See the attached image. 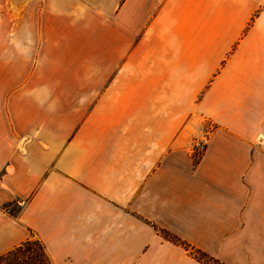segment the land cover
Instances as JSON below:
<instances>
[{
    "label": "crops",
    "instance_id": "0c3cea01",
    "mask_svg": "<svg viewBox=\"0 0 264 264\" xmlns=\"http://www.w3.org/2000/svg\"><path fill=\"white\" fill-rule=\"evenodd\" d=\"M2 56L0 255L138 264L163 215L264 258V0H0Z\"/></svg>",
    "mask_w": 264,
    "mask_h": 264
},
{
    "label": "rangeland",
    "instance_id": "374dc122",
    "mask_svg": "<svg viewBox=\"0 0 264 264\" xmlns=\"http://www.w3.org/2000/svg\"><path fill=\"white\" fill-rule=\"evenodd\" d=\"M4 60L2 56L0 90L1 92L3 89L13 91L15 90L13 86L16 85V93H18L23 88V78L30 66L20 64L19 59L15 64L4 63ZM200 144L204 145L202 141ZM201 152L199 148L194 149L191 155L194 161H197ZM4 211L15 215L18 208L12 205L4 206ZM180 213L181 211H177L176 215L180 216ZM168 221L170 220H166L163 215L159 223H152L146 219L145 230L148 233L145 239L144 256L139 257L138 264H264V258L248 256L249 246H251L248 241L224 240L218 252L215 249L216 243L202 241L201 234L195 227L189 230L190 226L179 221ZM29 240L39 242L34 236ZM210 244L214 246H209ZM252 246L254 247V244ZM39 252L43 263L52 264L44 251Z\"/></svg>",
    "mask_w": 264,
    "mask_h": 264
},
{
    "label": "trees",
    "instance_id": "16d2710c",
    "mask_svg": "<svg viewBox=\"0 0 264 264\" xmlns=\"http://www.w3.org/2000/svg\"><path fill=\"white\" fill-rule=\"evenodd\" d=\"M39 251H44L42 244L28 239L1 254L0 264H48L42 262Z\"/></svg>",
    "mask_w": 264,
    "mask_h": 264
},
{
    "label": "built area",
    "instance_id": "2783aa9c",
    "mask_svg": "<svg viewBox=\"0 0 264 264\" xmlns=\"http://www.w3.org/2000/svg\"><path fill=\"white\" fill-rule=\"evenodd\" d=\"M201 141L205 145V139L203 138V140H201ZM201 141H200V143H201ZM200 143H199V145H197V147L202 151L204 145L203 144H200Z\"/></svg>",
    "mask_w": 264,
    "mask_h": 264
}]
</instances>
